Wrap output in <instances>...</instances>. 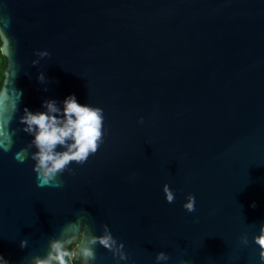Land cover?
<instances>
[{"label": "water", "instance_id": "95a60500", "mask_svg": "<svg viewBox=\"0 0 264 264\" xmlns=\"http://www.w3.org/2000/svg\"><path fill=\"white\" fill-rule=\"evenodd\" d=\"M5 19L19 111L0 115L15 141L0 150V253L30 264L87 221L130 253L97 244L93 264H158L161 250L159 264H264V0H0ZM70 93L103 107L104 140L40 187L34 161L15 158L31 140L19 116Z\"/></svg>", "mask_w": 264, "mask_h": 264}, {"label": "clouds", "instance_id": "9594fccd", "mask_svg": "<svg viewBox=\"0 0 264 264\" xmlns=\"http://www.w3.org/2000/svg\"><path fill=\"white\" fill-rule=\"evenodd\" d=\"M9 19L0 20V58H7L14 52V41L7 32ZM47 49H38L37 57L50 56ZM39 59L33 61L38 63ZM44 72L38 74V79L45 80ZM8 76L0 75V97L4 103L0 104V115L5 111L12 114L19 111V99L9 89L6 93ZM19 120L23 130L31 135L27 145L15 153V158L23 162L31 158L34 161L33 170L36 172L37 185L59 187L63 184L61 174L68 170L72 162L83 164L91 154H94L104 140L106 131L104 126V109L100 105L81 102L75 93L66 95L62 102L56 98H48L42 102V109L32 110L28 106L23 108ZM140 123L144 118L140 117ZM14 132L7 126H0V150L9 151L14 144ZM135 176V173H133ZM163 191L168 202L176 197V191L168 182L163 185ZM196 196L188 193L183 207L194 211ZM253 206H255L253 204ZM254 240L260 245V258L264 260V225L255 235ZM27 238L20 241L21 247H26ZM100 244L109 249L121 261H129L130 253L125 250L122 240L112 232L110 226L104 225L102 231H91L87 221H72L63 229V235L50 240L49 251L46 255L36 254L30 264H93L96 260V245ZM158 262H167L169 255L161 250L155 257ZM0 264H13L0 253ZM131 264H137L131 259Z\"/></svg>", "mask_w": 264, "mask_h": 264}, {"label": "trees", "instance_id": "16d2710c", "mask_svg": "<svg viewBox=\"0 0 264 264\" xmlns=\"http://www.w3.org/2000/svg\"><path fill=\"white\" fill-rule=\"evenodd\" d=\"M8 64L7 58H0V75H4V70Z\"/></svg>", "mask_w": 264, "mask_h": 264}]
</instances>
